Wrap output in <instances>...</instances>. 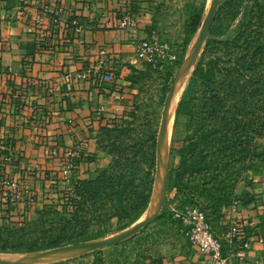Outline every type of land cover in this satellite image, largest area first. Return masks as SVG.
I'll use <instances>...</instances> for the list:
<instances>
[{
    "label": "crops",
    "instance_id": "1",
    "mask_svg": "<svg viewBox=\"0 0 264 264\" xmlns=\"http://www.w3.org/2000/svg\"><path fill=\"white\" fill-rule=\"evenodd\" d=\"M152 1L0 0V190L18 193L16 212L26 204L28 213L41 209L73 180L108 167L99 129L133 108L137 85L128 76L142 61L135 47L147 36ZM130 5L136 27L121 29L118 17ZM68 152L76 153L75 169L64 179ZM232 224L241 229L237 238L227 237ZM213 229L228 264H264V156L252 169L246 196ZM205 260L189 243L180 255L150 264Z\"/></svg>",
    "mask_w": 264,
    "mask_h": 264
},
{
    "label": "trees",
    "instance_id": "2",
    "mask_svg": "<svg viewBox=\"0 0 264 264\" xmlns=\"http://www.w3.org/2000/svg\"><path fill=\"white\" fill-rule=\"evenodd\" d=\"M249 1L253 0H245ZM240 8L243 18L236 28L240 38L233 39V51L222 56L214 54L205 65L196 66L175 111L176 116H186L189 121L185 126L186 137L178 150L179 165L168 174L167 191H175L173 213L164 206L161 215L138 234L114 247L136 238L162 216L180 229H188L185 218L192 210L203 213L212 229L217 223L214 220L221 218V215L214 216L228 204L229 190L239 178L235 174L253 169L256 161L264 156V147L259 143L264 136V115H259L264 113V31H259L262 38L254 36V18L244 0L221 7L208 31V44L212 49H219V43L213 39L224 35L229 16L233 20ZM134 12L132 5L126 7L125 13L133 16ZM123 15L117 16L118 20ZM185 51L184 46L177 56L166 52L163 66L168 80L160 90L159 105L163 104L172 83L168 64L180 67ZM159 56L156 53L153 59L161 62ZM136 74L131 68L128 80L137 85L138 94ZM218 75L224 79H218ZM197 83H201L202 91L195 96L197 91L193 88ZM137 94L132 109L109 119L99 129L98 146L111 156L108 167L93 178L73 180L72 187L65 189L60 197L43 204L41 209L46 211L40 219L22 225L28 217V205L16 212L21 202L18 193L4 195L0 190V218L9 225H20L0 229V253L29 254L81 244L103 237L112 221L118 230H124L140 219L154 186L157 133L149 122L139 129L129 125L135 117ZM102 135L107 137L106 146L102 145ZM174 213L178 215L176 219ZM55 214L57 219L48 218ZM95 227L100 230L93 232ZM87 255H93L99 263L109 256L102 250Z\"/></svg>",
    "mask_w": 264,
    "mask_h": 264
},
{
    "label": "rangeland",
    "instance_id": "3",
    "mask_svg": "<svg viewBox=\"0 0 264 264\" xmlns=\"http://www.w3.org/2000/svg\"><path fill=\"white\" fill-rule=\"evenodd\" d=\"M235 1L238 2L240 0L152 1L153 5L148 9L147 13V36L143 40H148L155 43L157 50L151 54V59L149 61L142 60L139 62L138 67H133L138 72L136 77L139 79V89L137 94L136 108L134 109L135 117L133 121H130L129 124L132 129L143 128L145 123L149 122L151 123V127L158 135V129L161 123L162 109L164 105V102L162 105H159L158 101L161 97L160 90L162 89L165 81L168 80L165 67L163 66V63H165V58L167 57L166 52H171L177 56L178 53L182 51V47L185 46V57L182 61L185 62L182 63L183 65L181 68L174 66V64H168L173 76L172 83L176 77L175 87L177 86L183 66L188 62H192L190 73L188 74L187 79L183 81V86L181 85V99L183 93L190 85L192 73L197 65H205L208 60L212 59V55L214 54H220V56H222L233 51V39L240 38L236 28L243 18L242 8H240V12L233 18V20H231V17L229 16L227 21L228 29L224 35L213 39L219 43L218 50L210 48L211 46L208 44V39H210L208 31L218 16V12L220 11L221 7L226 6L227 3ZM246 4L249 6V14H252V17L256 21L254 22L253 20L252 27L256 31L254 36L257 38H262L259 31H264V28H261L264 26V0H253L249 2H245L244 0V5ZM229 20H231L230 24ZM156 53H159L161 62L159 59H153ZM148 65H151V69H148ZM222 71L224 72V70ZM217 78L220 80L224 79L220 75H218ZM193 90L195 92L197 91L195 96L200 95L202 91L201 83H197ZM259 115H264V113L260 112ZM188 119L189 118L186 116H176V114L172 119V125L170 128L171 132L169 133L168 145L166 149V162L164 163L166 168L164 174L166 180L164 181L163 185L164 191L162 192L159 208L157 212L152 215L153 219L157 215H161V210L164 206L167 207L171 213H173L175 191H167L168 174L170 171L176 170L179 165L180 158L178 155V150L182 147V142L187 134L185 126L189 121ZM106 140L107 137L102 135V145H107ZM259 143L264 147V136L259 140ZM161 164L162 163L160 162V167ZM236 175L239 178L233 184V188L229 190L230 198L228 200V204L221 209L219 214L214 216H217L216 218H218L220 215L222 217L226 211L231 209L239 200H241L242 197H245L248 193L252 169H248L241 175L236 173L235 176ZM194 183L197 184L198 182ZM161 185L162 180L160 179V183L157 187ZM43 211L45 212L46 210L40 209L39 205L31 209L28 213V217L23 221L22 225H28L27 221L35 222L40 219ZM149 217L150 212L147 208L140 219L132 224L130 228L125 230H118V225L115 221H112L107 225V233L103 237L90 241L85 246H77L78 244H76L58 247L62 250H69L68 254L53 260L36 262L33 264H116L115 262L117 261L120 264H150V262H159L162 258H164L165 255H171V253H173L175 256H178L184 252L185 249H187L189 245L187 236L188 229H180L176 223H170L169 221H166L163 216L159 219V221L152 223V225H150L136 238L127 241L124 243V245L122 244L114 247L116 243L125 240V237L128 239V237L130 238V235L136 232L139 233L140 228L138 227L145 224ZM174 217L175 219L177 218L176 213H174ZM48 218L54 220L57 219L58 216L56 214L49 215ZM218 221L219 219L214 220V223ZM7 227L17 228L20 227V225H9L5 219L0 218V229ZM99 230L100 229L97 227L92 229L93 232ZM212 231L215 233L213 227ZM102 243L110 244L101 246ZM58 248L16 255L20 257H37L39 255L58 251ZM100 250L109 254V256L105 258L106 260L104 259L105 261L101 263L94 260L93 255H87ZM147 260L149 263H147Z\"/></svg>",
    "mask_w": 264,
    "mask_h": 264
},
{
    "label": "built area",
    "instance_id": "4",
    "mask_svg": "<svg viewBox=\"0 0 264 264\" xmlns=\"http://www.w3.org/2000/svg\"><path fill=\"white\" fill-rule=\"evenodd\" d=\"M52 21L55 24L58 22L56 18H53ZM71 24L76 28V31L80 30L81 26L77 19H73ZM117 27L121 29H134L136 27V19L128 13H124L118 21ZM156 50L155 43L148 40H140L135 47L137 58L143 61H149L151 54ZM170 59H174V56H171ZM66 154L68 159L63 166L64 179H67L75 169L74 157L76 153L68 152ZM176 216L178 217L177 214ZM185 223L189 225L187 236L190 245L206 257V260L202 264H228V258L224 253L223 239L214 234L211 226L206 222L203 213L195 210L189 211L188 217L185 218ZM240 233L241 229L232 224L228 230L227 237L237 238L240 236ZM244 247H247L246 243Z\"/></svg>",
    "mask_w": 264,
    "mask_h": 264
},
{
    "label": "bare ground",
    "instance_id": "5",
    "mask_svg": "<svg viewBox=\"0 0 264 264\" xmlns=\"http://www.w3.org/2000/svg\"><path fill=\"white\" fill-rule=\"evenodd\" d=\"M191 68H192V62H188L183 66L181 75H180L178 83H177V86L175 87V83H174L170 94H168V100L166 102L165 109H164V117H165L164 128L166 129L167 137H166V139H164L160 142V150L162 151V159H161L162 164L160 167L161 177H162L161 178L162 185L156 188L155 195H154L150 205L148 206V211L150 212V217H149L147 222H149L153 219L152 215H154L157 212L159 205H160V202H161L162 192L164 191L163 185H164V181L166 180V178L164 176L165 171H166L164 163L166 162V159H165L166 151H167L166 149H167V145H168L169 133L171 132L170 128L172 125V119L174 118L175 111H176L178 102L180 100L181 87L183 86L182 83H183V81H185L187 79ZM145 224H143V225H145ZM142 226H139L138 228H140ZM68 252H69V250H62V249L58 248V251L46 253L43 255H39L37 257H32V256L20 257V256H17L16 254H12V253H0V264H33L36 262L53 260V259H56L58 257L65 256L66 254H68Z\"/></svg>",
    "mask_w": 264,
    "mask_h": 264
},
{
    "label": "water",
    "instance_id": "6",
    "mask_svg": "<svg viewBox=\"0 0 264 264\" xmlns=\"http://www.w3.org/2000/svg\"><path fill=\"white\" fill-rule=\"evenodd\" d=\"M185 62V61H184ZM183 62V63H184ZM183 65V64H182ZM181 65V66H182ZM180 66V68H181ZM176 82V77L173 81V83L171 84V87L169 89V92L167 93V96H166V99L164 101V105H163V109H162V118H161V123H160V126H159V129H158V135H157V142H156V160H155V176H154V186H153V191H152V194H151V197H150V200H149V203H148V206L150 205L154 195H155V192H156V187L159 185L160 183V179H161V176H160V162H161V159H162V151L160 150V142L164 139H166L167 137V132H166V129L164 128V125H165V117H164V109H165V105H166V102L168 100V94H170L171 90H172V87L174 85V83ZM166 186V185H165ZM148 208V207H147ZM158 216V215H157ZM156 216V217H157ZM155 217V218H156ZM154 218V219H155ZM153 220V219H152ZM151 220V221H152ZM149 221V222H151ZM149 222H147L146 224H148ZM145 224V225H146ZM145 225H143L141 228H143ZM139 229V230H140ZM138 233V232H136ZM134 233V234H136ZM133 235V234H132ZM130 235V236H132ZM127 237H125L124 239H126ZM120 240H123V239H120ZM90 242V241H89ZM110 243H102L101 246H106ZM87 245V243H81V244H78L77 246H85Z\"/></svg>",
    "mask_w": 264,
    "mask_h": 264
}]
</instances>
